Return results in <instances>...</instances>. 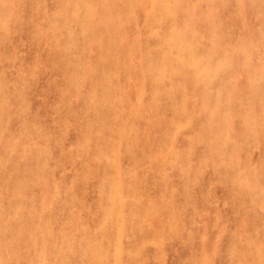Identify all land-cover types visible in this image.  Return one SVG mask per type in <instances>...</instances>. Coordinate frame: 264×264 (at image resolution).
<instances>
[{"label": "rangeland", "instance_id": "rangeland-1", "mask_svg": "<svg viewBox=\"0 0 264 264\" xmlns=\"http://www.w3.org/2000/svg\"><path fill=\"white\" fill-rule=\"evenodd\" d=\"M0 264H264V0H0Z\"/></svg>", "mask_w": 264, "mask_h": 264}]
</instances>
